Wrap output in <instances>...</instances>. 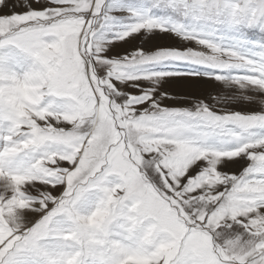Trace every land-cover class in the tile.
<instances>
[{"label": "snow or ice", "instance_id": "snow-or-ice-1", "mask_svg": "<svg viewBox=\"0 0 264 264\" xmlns=\"http://www.w3.org/2000/svg\"><path fill=\"white\" fill-rule=\"evenodd\" d=\"M0 264H264V0H0Z\"/></svg>", "mask_w": 264, "mask_h": 264}, {"label": "rangeland", "instance_id": "rangeland-1", "mask_svg": "<svg viewBox=\"0 0 264 264\" xmlns=\"http://www.w3.org/2000/svg\"><path fill=\"white\" fill-rule=\"evenodd\" d=\"M169 90H170V91H173V92L179 91L178 88H171V89H169Z\"/></svg>", "mask_w": 264, "mask_h": 264}]
</instances>
